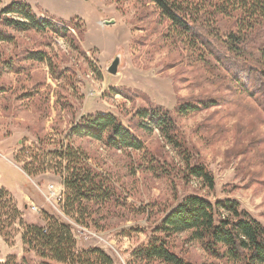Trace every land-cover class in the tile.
<instances>
[{"label": "rangeland", "instance_id": "1", "mask_svg": "<svg viewBox=\"0 0 264 264\" xmlns=\"http://www.w3.org/2000/svg\"><path fill=\"white\" fill-rule=\"evenodd\" d=\"M13 1L0 0V30L12 36L0 40L2 262L16 255L39 264L36 252L26 251L23 233L56 217L72 226L78 250L99 247L115 264H128L133 250L147 244L166 215L190 195L237 200L264 224V111L216 61L198 60L184 40L172 36L153 2L22 0L38 17L70 27V33L58 35L3 27L1 10ZM218 26L220 39L233 21L220 19ZM259 42L253 35L247 47L254 50ZM36 51L44 52L45 60L32 59ZM117 55L120 66L113 75L108 67ZM211 99L216 106L178 112L180 104ZM150 105L170 111L181 145L171 144L158 128L140 125L136 112ZM99 113L117 116L144 148L116 150L71 135L83 116ZM69 144L87 155L114 193L83 217L65 205L71 194L64 185ZM195 166L210 171L214 186L190 174ZM173 250L193 264H216L189 232L173 237Z\"/></svg>", "mask_w": 264, "mask_h": 264}, {"label": "trees", "instance_id": "2", "mask_svg": "<svg viewBox=\"0 0 264 264\" xmlns=\"http://www.w3.org/2000/svg\"><path fill=\"white\" fill-rule=\"evenodd\" d=\"M150 1L169 22L172 36L184 40L198 60L208 64L216 61V66H222L236 88L253 97L264 111V0ZM1 14L5 28L52 31L58 35L70 33L69 26L51 17H38L31 5L22 0L13 1ZM220 19L232 20L233 28L218 39ZM71 24L80 28L78 23ZM253 35L261 44L249 50L248 40ZM0 40L11 41L12 36L0 30ZM30 57L37 61L46 58L42 51L32 52ZM248 58H253L254 69L246 65ZM216 105L217 101L212 99L184 103L179 105L178 112L190 114ZM136 115L144 129L158 128L171 144L181 145L175 120L168 109L150 105L140 108ZM71 135L101 140L116 150L144 148V142L131 128L111 113L83 116L72 128ZM64 155L68 161L64 185L71 192L65 205L69 210L76 208L83 217L89 207L101 206L111 199L113 189L108 178L89 164V158L80 149L69 144ZM189 170L191 175L214 186L213 176L205 167ZM51 218L48 225H29L23 233L26 251H35L42 259L39 264H115L114 258L102 248L78 250L72 226L59 218ZM183 232H189L190 239L199 242L216 264H264V224L237 200L212 202L199 195L187 196L169 212L155 228L150 241L133 250L128 264H193L173 250V237ZM0 264L32 262L27 257L19 261L16 255H10L5 262L0 260Z\"/></svg>", "mask_w": 264, "mask_h": 264}, {"label": "water", "instance_id": "3", "mask_svg": "<svg viewBox=\"0 0 264 264\" xmlns=\"http://www.w3.org/2000/svg\"><path fill=\"white\" fill-rule=\"evenodd\" d=\"M114 21L111 20V21H108L106 22L107 24H111L113 23ZM119 66H120V56L117 55L116 58L113 60V62L111 63V65L108 67V71L115 75L118 73V69H119Z\"/></svg>", "mask_w": 264, "mask_h": 264}, {"label": "built area", "instance_id": "4", "mask_svg": "<svg viewBox=\"0 0 264 264\" xmlns=\"http://www.w3.org/2000/svg\"><path fill=\"white\" fill-rule=\"evenodd\" d=\"M53 187V186H52ZM52 189H54V188H52ZM52 193L55 195V190H52Z\"/></svg>", "mask_w": 264, "mask_h": 264}]
</instances>
